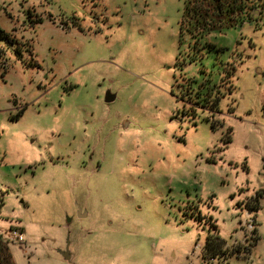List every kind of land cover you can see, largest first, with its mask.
Segmentation results:
<instances>
[{
    "label": "rangeland",
    "instance_id": "374dc122",
    "mask_svg": "<svg viewBox=\"0 0 264 264\" xmlns=\"http://www.w3.org/2000/svg\"><path fill=\"white\" fill-rule=\"evenodd\" d=\"M185 2L0 0L14 264H264V12L181 44Z\"/></svg>",
    "mask_w": 264,
    "mask_h": 264
},
{
    "label": "trees",
    "instance_id": "16d2710c",
    "mask_svg": "<svg viewBox=\"0 0 264 264\" xmlns=\"http://www.w3.org/2000/svg\"><path fill=\"white\" fill-rule=\"evenodd\" d=\"M252 0H186L184 16L180 25V43L183 44V33L190 34L194 41H204L206 36L215 31L221 30L223 27H232L239 25L244 21H250L246 15L247 10L258 11V16H261L264 12V0H253V6L250 7L248 3ZM255 3V5H254ZM249 6V7H248ZM262 12V14H261ZM40 19L37 20V22ZM185 29V30H184ZM0 39L13 42V40L0 29ZM20 49L16 48L15 56L20 58ZM1 53V51H0ZM192 60V59H190ZM230 67L227 65L223 66V70L219 72V82L226 80L230 74ZM226 70V75L224 74ZM211 81L210 75L205 80V83L197 84L199 86L195 97L200 100L197 101L204 108L210 103L212 110H218L217 97L211 102V94L213 89H208V82ZM203 84V85H202ZM206 84V87H205ZM203 87L205 88L204 90ZM194 90V89H193ZM202 90V91H201ZM230 142V139L226 141ZM256 202V201H255ZM257 203L254 207L250 208V211L257 209ZM202 217H199L201 219ZM255 234V231H254ZM221 241L218 234H209L205 239L203 257L208 255V259L214 258L218 253L216 252V243ZM0 264H14L12 257L5 241L0 238Z\"/></svg>",
    "mask_w": 264,
    "mask_h": 264
},
{
    "label": "built area",
    "instance_id": "2783aa9c",
    "mask_svg": "<svg viewBox=\"0 0 264 264\" xmlns=\"http://www.w3.org/2000/svg\"><path fill=\"white\" fill-rule=\"evenodd\" d=\"M0 238L3 241H11V242H18L23 243L25 242V234L22 230L19 229H10L6 231L0 230Z\"/></svg>",
    "mask_w": 264,
    "mask_h": 264
},
{
    "label": "water",
    "instance_id": "95a60500",
    "mask_svg": "<svg viewBox=\"0 0 264 264\" xmlns=\"http://www.w3.org/2000/svg\"><path fill=\"white\" fill-rule=\"evenodd\" d=\"M115 99V95L111 94L109 91H107V93L105 94V97H104V101L106 103H109V102H112L113 100ZM79 214L80 216H84L82 215L80 209H79ZM61 255L65 258V259H68L69 256H68V253L65 251V252H61Z\"/></svg>",
    "mask_w": 264,
    "mask_h": 264
}]
</instances>
